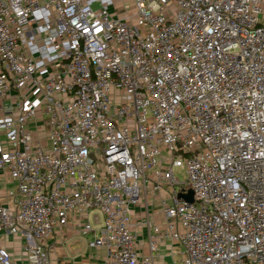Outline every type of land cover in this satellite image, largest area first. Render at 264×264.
Returning a JSON list of instances; mask_svg holds the SVG:
<instances>
[{"label": "built area", "instance_id": "obj_1", "mask_svg": "<svg viewBox=\"0 0 264 264\" xmlns=\"http://www.w3.org/2000/svg\"><path fill=\"white\" fill-rule=\"evenodd\" d=\"M0 170L21 264L68 225L104 264H264V0H0Z\"/></svg>", "mask_w": 264, "mask_h": 264}, {"label": "crops", "instance_id": "obj_2", "mask_svg": "<svg viewBox=\"0 0 264 264\" xmlns=\"http://www.w3.org/2000/svg\"><path fill=\"white\" fill-rule=\"evenodd\" d=\"M15 181L8 179L7 174L0 170V201L9 188L15 187ZM131 222L137 232V252L140 255L149 253L148 234L151 223L155 218L153 211L140 205H133ZM152 211V213H151ZM147 219L150 220L147 223ZM86 237L81 231L71 225L55 229L50 240H48L49 262L48 264H104L105 249L102 247L89 248ZM23 239L19 235H6L0 240V244L6 246L11 252L16 264L26 263L22 261L19 249ZM182 248L172 241H163L157 245L154 252L156 264H173L180 260Z\"/></svg>", "mask_w": 264, "mask_h": 264}, {"label": "water", "instance_id": "obj_3", "mask_svg": "<svg viewBox=\"0 0 264 264\" xmlns=\"http://www.w3.org/2000/svg\"><path fill=\"white\" fill-rule=\"evenodd\" d=\"M178 197L183 198L188 202H193V191L189 189L186 193L179 192Z\"/></svg>", "mask_w": 264, "mask_h": 264}, {"label": "rangeland", "instance_id": "obj_4", "mask_svg": "<svg viewBox=\"0 0 264 264\" xmlns=\"http://www.w3.org/2000/svg\"><path fill=\"white\" fill-rule=\"evenodd\" d=\"M128 1H130V0H128ZM179 177H180V179H182V176L179 174ZM158 205V202L156 203V205L155 206H157ZM178 252H181V250H179Z\"/></svg>", "mask_w": 264, "mask_h": 264}]
</instances>
